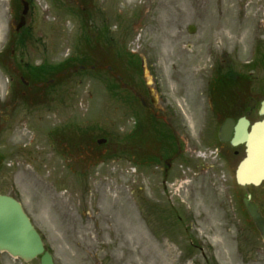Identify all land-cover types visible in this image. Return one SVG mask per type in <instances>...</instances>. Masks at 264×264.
Wrapping results in <instances>:
<instances>
[{"label": "rangeland", "instance_id": "374dc122", "mask_svg": "<svg viewBox=\"0 0 264 264\" xmlns=\"http://www.w3.org/2000/svg\"><path fill=\"white\" fill-rule=\"evenodd\" d=\"M61 1L32 0L28 20L34 27L30 53L35 60H61L79 43L83 28L76 12H88L91 0ZM99 3L114 32L111 37L137 54L147 82L152 88L160 85L167 103L184 117V156L189 162L178 161L166 180L163 163L136 166L127 153L128 159L100 163L101 155L64 148L63 155L72 160L60 157L55 149L60 142L56 146L50 130L62 123L52 122L70 118L62 127L67 128L85 118V125L123 135L131 129L129 108L110 94L99 104L75 97L71 104L63 101L52 109L39 106L30 118L16 107L17 116L7 123L1 107L8 99V82L0 64V154L5 156L0 159V192L18 197L58 264H264L259 233L232 208V167L223 165L206 133L213 123L208 84L218 65L242 72L245 61L253 63L264 49V0ZM14 23L11 0H0V52ZM191 25L195 32H190ZM118 46L106 54L124 71L126 59L118 58ZM249 72L243 98L249 97L240 101L257 100L250 116L254 120L264 99V58ZM154 94L165 106L159 90ZM8 134L15 136L10 139ZM25 144L35 146L31 156L25 150L9 154ZM137 221L145 241L138 235ZM0 264H40V259L26 262L0 251Z\"/></svg>", "mask_w": 264, "mask_h": 264}, {"label": "flooded vegetation", "instance_id": "af4514ba", "mask_svg": "<svg viewBox=\"0 0 264 264\" xmlns=\"http://www.w3.org/2000/svg\"><path fill=\"white\" fill-rule=\"evenodd\" d=\"M31 8L26 16L23 24H20V19L15 21L12 26L13 33L8 35V44L10 46L9 54L5 55L6 66L5 70L8 82V99L1 107V111L6 114L1 118L5 122H10L11 118L17 116L19 110L26 118H30L32 112H37L39 106L52 109L63 103V101L70 103L74 101L75 97H85L87 101L92 100L94 104L105 102L108 94L120 105H125L129 108L132 116V124L130 134L132 143L130 146V153L136 156V153L141 149L148 151L150 149H158L155 152L159 153L160 158L158 163L164 162L166 164V180L172 172L176 163L189 161L185 155V137L183 129L184 118L177 108L167 102L168 99L165 92L160 89V85L155 86L159 90L160 96L165 102V106H160L157 97L154 94L155 88L147 82L143 75L142 68L132 67L128 73L123 74L114 68L109 58L106 56V45L108 39H114L111 35L105 34L104 19L99 0H91L88 2L89 11L84 12L85 31L82 37V47L80 53H69L61 60H50L46 58L36 59L31 56V49L35 48L33 44V25L28 18L31 15ZM86 1V0H85ZM98 20V29H94L93 23ZM101 24V26H100ZM116 44H112V47ZM264 53V49L262 50ZM245 69L250 68L249 61H245ZM217 68L215 72L223 74L220 77V83L209 87L208 100L213 106L212 111L215 113L214 105H223L226 98L232 95L227 89L242 87L244 91L249 86V75L243 74L234 77L231 69ZM142 71V74L140 73ZM141 74V75H140ZM240 78V79H239ZM218 78L215 77L216 81ZM97 81V83H91ZM254 85L261 86V83H254ZM78 86H82V92H78ZM246 94V92H244ZM245 102H242V107L238 108V113L247 112L244 108ZM16 107L18 109H16ZM30 108H35L30 110ZM20 113V115H21ZM19 115V116H20ZM42 116V115H41ZM43 117V116H42ZM241 115L233 117L235 121ZM211 118H224L221 115H212ZM226 118V117H225ZM69 118L61 119L59 127L50 130L52 139L55 144L61 142L58 148V154H66V151L76 153L77 150L82 155L93 153L101 155L102 160L106 161L105 156H117L121 159V154L124 151L119 135H114V140L111 138V133L101 132L99 127L85 125L84 120L76 124V126H69L62 128ZM95 119V118H93ZM20 118V121H23ZM68 120V121H67ZM255 121V120H251ZM55 122V121H54ZM52 122V123H54ZM57 123V122H56ZM210 123L207 126V134L210 135V142L218 147V155L223 161V165H229L233 171L234 189L230 195L232 208L236 214L241 216L245 224L249 223L250 215L246 207L245 199L251 195V200L259 205V209L264 214L263 191L261 186L250 187L249 185H240L236 180V169L239 162L245 155V145L240 144L233 146L232 143L222 142L219 140L218 131L221 124L216 128V124ZM12 126V125H11ZM43 128V126H42ZM41 125L37 126V130H41ZM80 128L81 132L77 135V142L81 147L74 148L71 146L73 140L70 136L73 130ZM34 137L40 136L37 133H31ZM74 135V134H73ZM15 136V134L13 135ZM8 134V138L13 137ZM101 138H106V142L100 143ZM59 141V142H58ZM25 148L17 145L9 152L18 155L22 150H25L29 156L35 152V146H28ZM54 150V148H52ZM108 153V154H107ZM107 154V155H106ZM162 154V155H161ZM135 157H133L134 160ZM31 161V160H30ZM102 162V161H101ZM228 167V166H227Z\"/></svg>", "mask_w": 264, "mask_h": 264}, {"label": "water", "instance_id": "95a60500", "mask_svg": "<svg viewBox=\"0 0 264 264\" xmlns=\"http://www.w3.org/2000/svg\"><path fill=\"white\" fill-rule=\"evenodd\" d=\"M24 12H27V7ZM255 104V100L252 99L251 109ZM260 114L264 116V101ZM249 126L250 121L246 117L240 118L236 124L232 119H228L220 130V138L227 141L232 137L234 145L246 144V156L237 168V180L241 184L259 185L264 181V117L251 124L250 128ZM246 204L264 240V217L256 203L247 199ZM0 250H6L25 260L41 255V264H56L53 255L45 249L41 235L21 203L11 196L1 194Z\"/></svg>", "mask_w": 264, "mask_h": 264}, {"label": "bare ground", "instance_id": "6f19581e", "mask_svg": "<svg viewBox=\"0 0 264 264\" xmlns=\"http://www.w3.org/2000/svg\"><path fill=\"white\" fill-rule=\"evenodd\" d=\"M137 224L139 225L140 229L138 230V235L140 236V239L145 241V238L142 236L143 232H142V225L139 221H137ZM142 232V233H141Z\"/></svg>", "mask_w": 264, "mask_h": 264}, {"label": "trees", "instance_id": "16d2710c", "mask_svg": "<svg viewBox=\"0 0 264 264\" xmlns=\"http://www.w3.org/2000/svg\"><path fill=\"white\" fill-rule=\"evenodd\" d=\"M15 9H16V11H17V10H18V7L16 6Z\"/></svg>", "mask_w": 264, "mask_h": 264}]
</instances>
